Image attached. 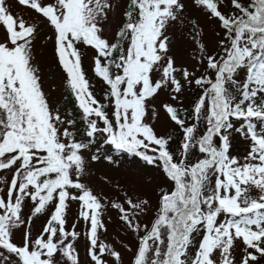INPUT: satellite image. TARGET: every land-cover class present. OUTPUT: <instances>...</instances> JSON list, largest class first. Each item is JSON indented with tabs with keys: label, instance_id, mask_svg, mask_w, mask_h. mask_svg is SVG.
<instances>
[{
	"label": "snow or ice",
	"instance_id": "snow-or-ice-1",
	"mask_svg": "<svg viewBox=\"0 0 264 264\" xmlns=\"http://www.w3.org/2000/svg\"><path fill=\"white\" fill-rule=\"evenodd\" d=\"M40 48L79 122L43 90ZM105 162L119 182L92 175ZM108 210L134 246L101 238ZM125 249L264 264V0H0V264H124Z\"/></svg>",
	"mask_w": 264,
	"mask_h": 264
},
{
	"label": "rangeland",
	"instance_id": "rangeland-1",
	"mask_svg": "<svg viewBox=\"0 0 264 264\" xmlns=\"http://www.w3.org/2000/svg\"><path fill=\"white\" fill-rule=\"evenodd\" d=\"M23 11V10H21ZM25 15H27V12H25ZM216 29V25L214 24H208L206 26V31L209 36L214 35V30ZM39 55L37 57V60L39 62V66L43 70V90L48 93L50 96H52L54 102L57 103V106L61 107V109L65 112L71 111L73 118H75L78 122L80 121V110L76 107V102L72 98L70 94H67L63 87V82L58 79V76L60 75L57 65L52 60V55L50 51H46L44 48H40ZM84 70L86 73V77L89 80L91 84V91H93L94 95L97 99L102 100L103 99V91L105 86L99 79L94 75L92 71V63L90 59H85L84 61ZM53 85H55V91L53 92ZM247 144L245 143H239L236 147V152L239 153L241 156L246 152ZM195 159V157H193ZM123 168H130L131 163H125L122 164ZM106 172H110L108 166L105 164L103 165H96L92 168V175L96 179H103V176ZM110 175L113 177V183L119 182L121 180V176L119 173L110 172ZM156 175H159V173H156ZM93 186L96 188L97 191L103 190L104 192L108 191V187L100 184H93ZM147 195L152 199L153 204H155L156 197L155 195L149 191L147 192ZM253 196L257 195L256 192L252 193ZM78 213V205L73 204L72 205V213L70 216V224L76 223V214ZM153 215V212L150 211L148 215L145 217L146 220L151 219ZM109 216H111V220H109ZM105 222L108 224V231L106 234L102 235V239L106 240L109 243H112L114 241L118 242L119 238H123L125 243H128L130 246L135 245V236L130 233H125L122 230V227L120 225V222L118 221L117 215L115 210H108L105 212ZM39 226V221L37 222V225L35 228ZM78 230L83 233L84 231V224L83 222H80L78 224ZM86 240L81 236L80 241L78 242V248L81 254V257L85 256L86 251ZM131 256V253L128 252L126 249L123 250V260L124 264H128L129 258Z\"/></svg>",
	"mask_w": 264,
	"mask_h": 264
}]
</instances>
